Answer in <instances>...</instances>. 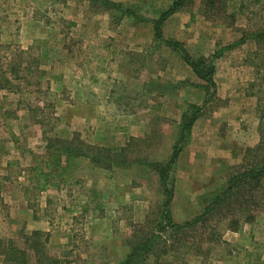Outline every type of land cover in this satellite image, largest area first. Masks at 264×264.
Listing matches in <instances>:
<instances>
[{"label": "rangeland", "instance_id": "rangeland-1", "mask_svg": "<svg viewBox=\"0 0 264 264\" xmlns=\"http://www.w3.org/2000/svg\"><path fill=\"white\" fill-rule=\"evenodd\" d=\"M172 2L0 0V264H9L8 242L33 262L24 237L34 233L62 264H120L138 226L148 217L154 230L162 223L159 172L176 142L170 215L181 224L259 142L264 44L252 37L264 31V0H219L214 12L191 0L163 22L164 40L212 68L215 95L203 107L213 90L154 32ZM192 107H201L195 129L179 138ZM70 141L96 158L73 154L63 164ZM185 170L195 193L186 192ZM217 225L219 244L194 247L202 256L185 241L145 264H218L242 254L223 239L227 222ZM237 234L251 237L253 255L264 252V214ZM160 237L173 244L167 231Z\"/></svg>", "mask_w": 264, "mask_h": 264}, {"label": "trees", "instance_id": "trees-1", "mask_svg": "<svg viewBox=\"0 0 264 264\" xmlns=\"http://www.w3.org/2000/svg\"><path fill=\"white\" fill-rule=\"evenodd\" d=\"M189 2L191 0H173L170 7L160 13L159 19L155 23L154 32L157 39L174 49H178L183 57V61L192 69L196 77L205 82L208 88L213 90V93L205 99L203 107L215 95L212 68H204L201 62L193 61L180 43L164 40L161 32L163 22ZM200 2L203 4L204 12H214L217 9L219 0H200ZM252 38L255 44H259L260 42L264 44V31L256 36L254 35ZM200 109L201 107H192L193 114L185 123H182L179 138L183 137V133L187 134L190 131L199 116ZM259 111L263 114L262 109ZM263 117L260 116L261 120ZM259 135L260 139L257 145L244 150L240 165L234 168L237 172L228 178L225 187L214 195L213 199L202 208L198 215L182 224L173 223L170 215V204L173 197L170 173L181 149L176 142L171 151L170 158L166 162V166L159 172L163 199L158 206L160 210L158 221L162 223L154 230L151 228L153 220L148 217L143 225L138 226V230L126 240L129 250L127 256L120 264H145L149 256L156 263L163 254L178 250L185 241H189V245L185 246L187 249H194V247L201 248L203 245L213 243L219 244L220 240L216 233L218 223L227 222V231L237 233L243 225L252 223L258 214H264V126L262 125L259 126ZM68 145L70 147L66 146L65 153L67 156L63 160V164L65 165L70 162V159L74 155H80V157L91 155L92 158H96L97 156L96 154L84 151L80 142H78V146L74 145L71 141ZM120 150H124V148ZM73 151L75 152L73 153ZM108 159L109 157L106 158V160ZM110 161L118 162L115 158ZM57 164L61 171H64V167L60 166L61 162L58 161ZM63 174L62 172L59 176L61 177ZM213 217L216 219L211 224ZM165 231L174 239L173 244L167 243L166 239L160 237ZM40 236L41 234L34 233L31 237H24L25 247L32 253L33 262H31V257L25 250L15 248L12 242H8L6 252L2 253L4 262L9 264H62L58 259L51 258L44 253L42 246L38 244ZM194 250L190 251L189 249L196 256L203 255L202 251Z\"/></svg>", "mask_w": 264, "mask_h": 264}, {"label": "crops", "instance_id": "crops-1", "mask_svg": "<svg viewBox=\"0 0 264 264\" xmlns=\"http://www.w3.org/2000/svg\"><path fill=\"white\" fill-rule=\"evenodd\" d=\"M197 121L194 122L193 126L191 127L192 129H195L194 126H196ZM191 129V130H192ZM194 134V132H193ZM206 135L202 134V138L205 137ZM193 135H192V139H193ZM201 138V140H202ZM191 139V140H192ZM206 148V147H205ZM206 154V150L204 151V156ZM194 159V158H193ZM193 166V165H192ZM187 169H190V166L187 167ZM188 170H185V173L181 176L183 178V181L186 183H189V186L186 189V192L188 193H195V187H191L190 184H194L190 175L187 173ZM176 196H177V190L173 188V197H172V201L170 204V211H171V207L173 206L175 200H176ZM172 213V212H171ZM172 214H171V218H172ZM176 223H180L178 222V220L175 221ZM223 239L225 241H227L230 244H237L242 246L243 251L242 254H232L229 255L227 257V255L225 256H221L219 257V259L217 260L218 264H231V261H233L235 264H264V252H260L257 255H253V251L250 249V243H251V237L245 236L244 234H237L234 232H230V231H226L223 235Z\"/></svg>", "mask_w": 264, "mask_h": 264}]
</instances>
